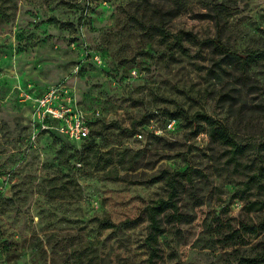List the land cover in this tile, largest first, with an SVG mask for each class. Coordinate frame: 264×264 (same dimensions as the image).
Segmentation results:
<instances>
[{"label": "rangeland", "instance_id": "obj_1", "mask_svg": "<svg viewBox=\"0 0 264 264\" xmlns=\"http://www.w3.org/2000/svg\"><path fill=\"white\" fill-rule=\"evenodd\" d=\"M138 19L146 21L135 0H0V264H148L146 208L171 191L149 181L163 171L190 174L178 201L192 219L164 217L157 264H237L240 252L264 254V233L224 243L264 218L250 208L264 203V185L245 189L264 165V64L251 69L261 93L238 95L232 67L216 70L201 43L219 37L239 52L264 51V0H188L166 18L165 37ZM54 86L99 112L92 142L59 134L30 142L27 97ZM228 91L233 109L221 99ZM155 112L162 119L149 122ZM199 114L250 143L242 166ZM167 117L178 119L177 131L147 135L146 123L153 129Z\"/></svg>", "mask_w": 264, "mask_h": 264}, {"label": "trees", "instance_id": "obj_2", "mask_svg": "<svg viewBox=\"0 0 264 264\" xmlns=\"http://www.w3.org/2000/svg\"><path fill=\"white\" fill-rule=\"evenodd\" d=\"M140 10L143 11L145 15V20L138 19L139 25L142 29L149 34H159L164 36L167 34L165 30L164 22L168 16H176L181 13L182 9L186 6L188 0H135ZM219 19L222 17L219 13ZM148 18H147V17ZM154 18H157L158 22H154ZM222 19V18H221ZM175 43L178 42L176 38ZM205 45L211 46V55L213 66L216 70H224L227 67L231 66V81L238 85L239 94L242 95L243 92L248 94H260L261 87L257 82L252 78L251 69L260 64H264V51L263 50H254V51H244L239 52L233 49H230L219 37L206 40L201 42ZM221 99L226 101H231L230 108L233 109L235 98L232 99L231 94L228 92L221 94ZM243 111L238 110L235 112V116L242 117ZM198 119L202 122H205L209 125L211 129L212 139L217 142L219 145L226 147L231 153L230 162L239 164V158L245 156L250 148V143L243 144L239 141L236 135L231 131V129L220 122L214 120L213 118L205 115L199 114ZM160 116L159 112H155L151 115L149 122L155 121ZM175 121L176 127L175 131L178 130L179 121L177 118L167 117L166 119L156 122V129H165L169 122ZM96 123H92V131L90 138L86 143L92 142L93 138V126ZM150 123H146L144 128L147 135L155 139H165L166 135L158 136L155 135L150 130ZM168 133V132H166ZM200 129L194 131V135H198ZM145 136L144 131L136 134ZM55 136V135H50ZM264 149V144L260 148L259 159L261 162H264V154L262 150ZM81 165V163H80ZM242 166V164H239ZM245 169L253 170L254 166H245ZM183 179H190V174L188 171L169 173L167 171L161 172L159 175H156L150 179V183H159L166 182L170 187V194L167 198H161L154 201L151 205L146 208L148 220H149V234L146 238V246L149 250V259L148 264H157V261L162 257L160 249V237L165 233V228L163 224L164 217H167L169 222L181 223L191 221V217L187 214H184L180 211L179 207V193H180V182ZM255 184L259 186L264 185V165L257 167L251 175H249L248 182L245 184V189H251ZM250 208H256L258 210H264V203L254 202L250 204ZM106 228L116 227L110 220H105L103 223ZM261 233H264V218L259 223H246L241 225V229L234 231L226 236L224 243L227 247L241 246L246 242V237H257ZM240 251V250H239ZM237 264H264V254L257 255H247L244 253H239L236 258Z\"/></svg>", "mask_w": 264, "mask_h": 264}, {"label": "built area", "instance_id": "obj_3", "mask_svg": "<svg viewBox=\"0 0 264 264\" xmlns=\"http://www.w3.org/2000/svg\"><path fill=\"white\" fill-rule=\"evenodd\" d=\"M30 104V142L36 145L45 135H62L71 142H86L91 135L92 123L98 111L89 114L78 100L65 87H52L39 96H28ZM175 121L169 122L167 128L150 130L158 136L175 130ZM138 138H143L138 135ZM80 167L81 165L78 164Z\"/></svg>", "mask_w": 264, "mask_h": 264}]
</instances>
